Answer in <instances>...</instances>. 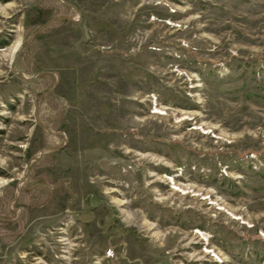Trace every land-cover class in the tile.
<instances>
[{"label":"rangeland","instance_id":"374dc122","mask_svg":"<svg viewBox=\"0 0 264 264\" xmlns=\"http://www.w3.org/2000/svg\"><path fill=\"white\" fill-rule=\"evenodd\" d=\"M0 264H264V0H0Z\"/></svg>","mask_w":264,"mask_h":264}]
</instances>
